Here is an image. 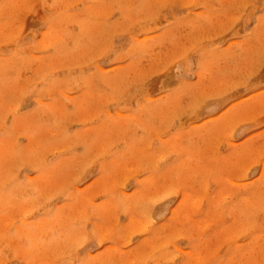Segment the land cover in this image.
<instances>
[{
	"label": "rangeland",
	"instance_id": "rangeland-1",
	"mask_svg": "<svg viewBox=\"0 0 264 264\" xmlns=\"http://www.w3.org/2000/svg\"><path fill=\"white\" fill-rule=\"evenodd\" d=\"M0 264H264V0H0Z\"/></svg>",
	"mask_w": 264,
	"mask_h": 264
}]
</instances>
